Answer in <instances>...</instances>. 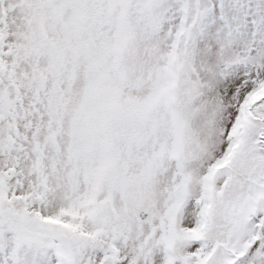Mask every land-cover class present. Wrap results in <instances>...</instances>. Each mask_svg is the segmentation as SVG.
Returning a JSON list of instances; mask_svg holds the SVG:
<instances>
[{
	"label": "snow or ice",
	"instance_id": "6c2138e0",
	"mask_svg": "<svg viewBox=\"0 0 264 264\" xmlns=\"http://www.w3.org/2000/svg\"><path fill=\"white\" fill-rule=\"evenodd\" d=\"M0 264H264V0H0Z\"/></svg>",
	"mask_w": 264,
	"mask_h": 264
}]
</instances>
